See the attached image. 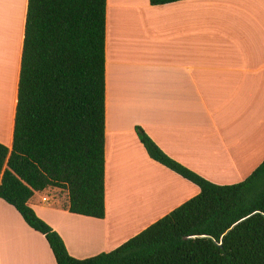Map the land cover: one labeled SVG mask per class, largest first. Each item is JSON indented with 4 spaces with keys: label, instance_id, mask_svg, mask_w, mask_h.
Masks as SVG:
<instances>
[{
    "label": "crops",
    "instance_id": "0c3cea01",
    "mask_svg": "<svg viewBox=\"0 0 264 264\" xmlns=\"http://www.w3.org/2000/svg\"><path fill=\"white\" fill-rule=\"evenodd\" d=\"M27 4L0 3V127L9 130L0 142L10 149ZM136 126L214 184L247 179L264 161V0H107L105 218L64 211L47 192L29 202L76 259L117 249L200 193L149 158ZM145 192L155 202L142 212L151 215L144 225L116 226L111 207ZM31 252L57 264L45 237L0 199V264H29Z\"/></svg>",
    "mask_w": 264,
    "mask_h": 264
},
{
    "label": "trees",
    "instance_id": "16d2710c",
    "mask_svg": "<svg viewBox=\"0 0 264 264\" xmlns=\"http://www.w3.org/2000/svg\"><path fill=\"white\" fill-rule=\"evenodd\" d=\"M106 13L107 0H28L11 149L0 142V199L45 237L57 264H264V161L240 183L214 184L140 126L149 158L197 186V196L82 260L30 207L37 193L57 190L62 210L105 218Z\"/></svg>",
    "mask_w": 264,
    "mask_h": 264
},
{
    "label": "rangeland",
    "instance_id": "374dc122",
    "mask_svg": "<svg viewBox=\"0 0 264 264\" xmlns=\"http://www.w3.org/2000/svg\"><path fill=\"white\" fill-rule=\"evenodd\" d=\"M7 0H0V3L4 2ZM24 1V0H23ZM23 3V2H22ZM1 7V6H0ZM12 13V12H11ZM13 15V14H12ZM11 15V19H10V23H9V29L14 32V29L16 30L17 27H18V24L17 22L14 21L13 17ZM6 34V33H4ZM7 35V34H6ZM3 36V34L0 33V38ZM13 103V101H10L9 102H6V103H3L5 105V107H7V105L9 106V104ZM12 105V104H11ZM9 110V109H7ZM9 112V111H8ZM12 112V108L10 110V113ZM5 114V113H4ZM1 124V123H0ZM6 132H9L8 130V125H6V129L5 127H0V137H3L5 135ZM7 134V133H6ZM7 140V139H6ZM210 166L212 165H215V163H208ZM48 195L51 197L52 200H54L56 202L55 206H59V207H62L65 203H66V196H65V193L63 192H60V191H57V190H53V191H47ZM145 194V195H144ZM144 194H141L139 195L138 199L135 200V202L132 204L134 205L135 208H139L141 209V203L145 200L146 196H147V193L145 192ZM124 197L127 198V195H123ZM120 198V196H119ZM123 199V197L121 198ZM132 201H134V199H132ZM124 207H121V206H117L116 207H111L112 211H111V215L114 217L113 219H115V221H118L115 225H117L120 221L121 223H126V224H132V222H135L138 218L141 219V222L140 219L138 221H136L134 226H132L134 229L135 227H138L140 225H144V221L147 220L150 216L147 217V215H144V213H140L138 215H135V217L133 218V214L132 212L135 211V208L132 207V205L130 206V203L128 204V202H125L124 203ZM147 217V218H146ZM146 218V219H145ZM117 219V220H116ZM145 219V220H143ZM138 223V224H137ZM48 224V223H47ZM132 224V225H133ZM82 234V233H81ZM84 235L87 234V233H83Z\"/></svg>",
    "mask_w": 264,
    "mask_h": 264
},
{
    "label": "bare ground",
    "instance_id": "6f19581e",
    "mask_svg": "<svg viewBox=\"0 0 264 264\" xmlns=\"http://www.w3.org/2000/svg\"><path fill=\"white\" fill-rule=\"evenodd\" d=\"M147 196H148V198L141 203V207H142L141 210L139 208H135V211L132 212L133 218L135 217V215L142 213L145 206L151 204L154 201V196L152 194L148 193ZM157 200H158V198H157ZM116 226H120V228H125L126 223H121V221H120ZM26 256H27L26 262L28 261L27 263H29V261H30L29 264H42L41 258L38 255H36L34 252L28 253ZM17 259L15 261H17Z\"/></svg>",
    "mask_w": 264,
    "mask_h": 264
}]
</instances>
